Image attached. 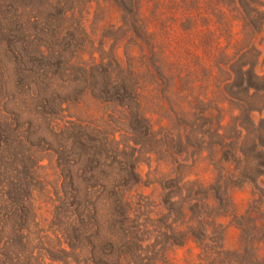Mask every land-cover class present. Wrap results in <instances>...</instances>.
<instances>
[{
	"label": "rangeland",
	"instance_id": "1",
	"mask_svg": "<svg viewBox=\"0 0 264 264\" xmlns=\"http://www.w3.org/2000/svg\"><path fill=\"white\" fill-rule=\"evenodd\" d=\"M199 1L198 9L201 7L205 13L204 17L199 15L200 19H211L216 27L220 26L218 17H222L234 27L236 39L253 40L259 53L257 73L264 76V0H215L214 14L208 10V0ZM167 5L173 7L169 1ZM115 6L112 0H0V249L10 244L9 258L18 254L25 261L36 259L33 264H40L39 261L63 264L72 251L73 231L78 227L74 225L75 208L71 207L75 188L65 169L81 162V155L88 153L75 144L78 127L85 128L90 126L86 123H92V129L96 130L94 136L104 140L103 133L108 132V138L112 133L111 124L124 117L102 119L106 105L93 96L94 84L89 76L90 68L95 65L93 59L97 60L96 65L100 64L102 43L108 53L114 44L113 35L120 39L123 14ZM100 10H103L102 17ZM166 10L164 20L169 30L170 50L187 48L196 56H203L202 49L196 47V37H186L187 33L181 28L187 14ZM249 15L259 19L253 30V20L246 25ZM218 42L224 46L226 40L222 38ZM117 51L122 57L123 49L118 46ZM147 108L155 131L168 127V120L160 122L158 109L151 104H147ZM225 112L226 123L239 114L238 111L232 114L229 106L225 107ZM254 118L257 123L261 118L264 120V111L255 113ZM125 132L129 131L119 130L111 137L117 143L109 147L102 158L117 165L119 178H113L122 190L129 192L133 213L131 222L123 230L125 233L119 227H106L102 231L103 238L115 233V250L128 254L130 264H204V247H216L208 242L215 229H208V239L203 244L201 238L197 239L198 229L187 222L189 218L197 221L201 217L219 216V223L227 228L224 250L235 251L241 232L234 225L232 208H236V218L242 217L254 200L255 190L249 179L264 182V177L259 178L261 172L256 169L259 164L250 156V150L241 154L223 149L216 157L215 145L214 153L207 150L208 145L196 140L188 145H175L173 151L180 156L179 162H185L187 155L193 156L187 160L197 175L192 181L200 179L207 190L199 196L198 207L197 201L191 199L180 205L179 200H172V192H178L174 181L165 183L163 179L168 172L164 159L170 155L171 147L155 152L150 144L135 146L126 138L136 139L137 136L131 132L128 136ZM124 144L136 148L134 159L138 162L136 174L139 176L136 181L129 178L130 164L134 162L125 155L130 151L122 153ZM226 159L222 170L216 167ZM160 165L164 168L162 175L156 172ZM72 175L75 180L83 179L79 187L81 199L86 191H97L89 182L86 185L85 181L90 178L86 165L73 169ZM219 180L223 182L220 185ZM218 188L222 189L221 197L227 193L232 199L228 207L218 202ZM184 198L188 195L184 194ZM22 205L29 212L25 222L17 212ZM95 205L92 203L91 208ZM99 206L102 211L108 209L103 204ZM229 215L232 216L229 218ZM88 222L86 219L85 224ZM128 232L130 235L126 237ZM216 235L222 239L221 231L216 230Z\"/></svg>",
	"mask_w": 264,
	"mask_h": 264
},
{
	"label": "trees",
	"instance_id": "2",
	"mask_svg": "<svg viewBox=\"0 0 264 264\" xmlns=\"http://www.w3.org/2000/svg\"><path fill=\"white\" fill-rule=\"evenodd\" d=\"M168 1L173 5L172 8L167 5ZM112 2L123 14L122 25L119 28L120 39H117L116 34L113 35L114 44L108 53H105L102 43L100 64L96 65L97 60L93 59L95 65L90 68L89 76L94 84L93 96L101 104L106 105L102 119L115 120L117 115L124 117L115 120L117 126L114 123L109 126L112 133L107 138L108 132H104V140L94 136L96 130L92 129V123H86L90 126L85 128L78 127L75 144H79L88 153L81 155V162L77 161L70 165L68 170L65 169L72 178L71 184L75 188L71 207L75 208L74 225L78 227L73 231L72 251L66 255L63 264L131 263L128 254L124 255L115 250L117 245L115 233L107 239L102 236V231L106 227H119L123 231L126 224L131 222L133 213L129 192L126 189L122 190V186L115 183L116 178H113V176L119 178L117 165L109 162L108 158L105 160L102 158L105 152H109L107 149L117 143L116 139L111 137L119 130L135 134L136 139L126 138V141L134 143L135 146L150 144L155 152H162L165 146L171 147L168 150L170 155L164 159L168 172L164 173L163 179L165 183L174 181L178 192H172V200H179L180 205L191 199L197 201L198 207L199 196L207 190L200 179L192 181L197 175L194 173L193 165L190 163L189 166L187 160L193 156L187 155L186 163L179 162L180 156L173 151L175 145H188L190 141L196 140L202 145H208L207 150L211 153H214L215 145L216 157L223 149L241 154L248 149L250 156L259 164L256 168L261 172L259 178L264 177V120L261 118L257 123L254 118L255 113L264 111V76L257 73L256 61L259 53L253 40L236 39L234 27L222 17H218L220 26L216 27L211 19H200L199 15L202 14L204 17L205 13L201 7H199L201 10L198 9L199 0H182L180 3L174 0H112ZM208 3V10L214 14L215 0H208ZM227 7L231 8L229 5ZM166 9L187 14L181 28L187 33L186 37H196V47L202 49L203 56H196L187 48L184 51L170 50L169 30L164 20ZM100 16H103V10H100ZM250 19L253 20V30L259 19L249 15L246 25ZM222 38L226 40L224 46L218 42ZM118 46L123 49L122 57L118 54ZM147 104L158 109L161 114L160 122L169 121L167 128L154 130L155 125L148 117ZM226 106H229L232 114L239 112L227 123ZM91 120H94V117H91ZM129 132L125 133L129 136L131 135ZM117 145L116 150L119 154L121 152L119 144ZM124 145L122 153L130 151L125 155L134 162L130 164L129 178L136 181L139 177L136 174L138 162L134 159L136 148ZM248 146L250 147L246 148ZM226 161L227 159L220 161L216 167L222 170ZM81 164L86 165L90 172V178L85 181L86 185L89 182V186L97 190L94 193L86 191L82 199L79 187L83 179L75 180L72 175L73 169ZM175 165L177 169H174ZM163 171L164 168L160 165L156 172L162 175ZM255 171L257 173V170ZM249 180L255 191L254 200L248 211L238 219L235 217L236 208H232L234 225L241 232L239 245L235 251L224 250V234L227 233V228L219 223L221 219L219 216L212 219L201 217L197 221L188 217L190 221L187 223L198 229L197 239H202L203 244L207 242L208 229H215L208 242L215 244L216 247L214 249L204 247L202 252L204 264H264V182L253 178ZM221 183L222 180H219L218 185ZM114 186H118L119 190H115ZM218 189L220 194L218 202L228 207L232 199L227 193L221 197L222 189ZM111 191L113 192L109 194ZM184 194H187L188 198H184ZM96 201L108 209L102 211ZM92 203L94 205L96 203L93 209ZM14 204L16 206L17 203L14 201ZM192 210L194 211V208ZM17 212L20 213L22 222L28 219L29 212L24 205L19 206ZM231 216L229 215V218ZM86 219L89 220L87 224ZM216 230L221 231L222 239L218 238ZM129 235L128 232L126 237ZM8 247L10 244L0 249V264H33L36 260L25 261L18 254L15 258H9ZM62 252L66 254V251ZM70 259L73 261L69 262ZM39 263L45 264L41 261Z\"/></svg>",
	"mask_w": 264,
	"mask_h": 264
}]
</instances>
